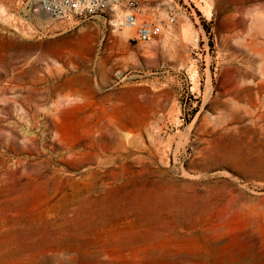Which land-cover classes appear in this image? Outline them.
Returning a JSON list of instances; mask_svg holds the SVG:
<instances>
[{
    "label": "rangeland",
    "instance_id": "374dc122",
    "mask_svg": "<svg viewBox=\"0 0 264 264\" xmlns=\"http://www.w3.org/2000/svg\"><path fill=\"white\" fill-rule=\"evenodd\" d=\"M162 1L137 44L0 0V264H264V0Z\"/></svg>",
    "mask_w": 264,
    "mask_h": 264
},
{
    "label": "built area",
    "instance_id": "2783aa9c",
    "mask_svg": "<svg viewBox=\"0 0 264 264\" xmlns=\"http://www.w3.org/2000/svg\"><path fill=\"white\" fill-rule=\"evenodd\" d=\"M50 20H92L112 31L133 29L134 43H150L175 22L177 6L162 0H26ZM164 14L160 18L159 14Z\"/></svg>",
    "mask_w": 264,
    "mask_h": 264
},
{
    "label": "bare ground",
    "instance_id": "6f19581e",
    "mask_svg": "<svg viewBox=\"0 0 264 264\" xmlns=\"http://www.w3.org/2000/svg\"><path fill=\"white\" fill-rule=\"evenodd\" d=\"M88 186V185H87ZM89 188V187H88ZM90 196V195H89ZM71 215V214H70ZM66 251V250H65Z\"/></svg>",
    "mask_w": 264,
    "mask_h": 264
}]
</instances>
